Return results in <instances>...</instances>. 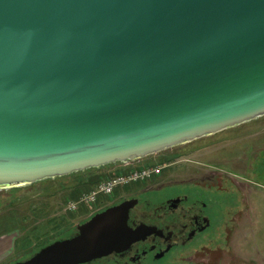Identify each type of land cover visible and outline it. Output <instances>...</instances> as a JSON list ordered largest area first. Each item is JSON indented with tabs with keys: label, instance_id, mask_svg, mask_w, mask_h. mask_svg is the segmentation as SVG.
Instances as JSON below:
<instances>
[{
	"label": "water",
	"instance_id": "1",
	"mask_svg": "<svg viewBox=\"0 0 264 264\" xmlns=\"http://www.w3.org/2000/svg\"><path fill=\"white\" fill-rule=\"evenodd\" d=\"M264 117V0H0V191L132 164ZM138 200L15 264L121 254Z\"/></svg>",
	"mask_w": 264,
	"mask_h": 264
},
{
	"label": "flooded vegetation",
	"instance_id": "2",
	"mask_svg": "<svg viewBox=\"0 0 264 264\" xmlns=\"http://www.w3.org/2000/svg\"><path fill=\"white\" fill-rule=\"evenodd\" d=\"M179 157L163 162L161 175L136 184L140 187L123 199L138 200L128 224L134 231L148 230L144 237L124 253L89 264H260L259 250L253 248L256 255L249 257L242 247L247 251L254 239L255 229L246 231L264 190L256 161L243 176L225 166L199 177L191 174L188 181H171L181 167Z\"/></svg>",
	"mask_w": 264,
	"mask_h": 264
},
{
	"label": "rangeland",
	"instance_id": "3",
	"mask_svg": "<svg viewBox=\"0 0 264 264\" xmlns=\"http://www.w3.org/2000/svg\"><path fill=\"white\" fill-rule=\"evenodd\" d=\"M166 155L180 156L181 167L177 174L169 178L171 181L179 179L188 181L191 174L199 177L206 172L225 168V166L230 168L236 176H243L246 169L249 171L250 167H253L252 164L255 166L258 164V170L263 175L264 117L224 130L211 137H204L199 141L178 146L176 149L167 150L160 155L162 158L155 156L141 162L142 164L132 163L124 168H140V166L148 165L154 167L162 164ZM121 168L122 165L111 166L101 172L108 175L109 173L115 174ZM93 174H97L95 170H87L84 173L51 180V182H39L27 188L0 191V236L6 235L4 239L0 238V242L11 240L9 246L5 248L6 253L4 258L0 259V264H15L27 260L31 258L32 253H36V250L40 251L45 245L52 244L53 240H64L75 233L76 226L85 222L89 217L85 216L83 210L74 214L68 211L66 206L68 202L76 200H72L71 197L75 192L77 193L78 189L81 190L79 188L81 182ZM139 187L140 185L121 187L118 189L119 196L113 197L110 202L103 198V203L99 208L121 203L129 193H133ZM86 192L78 193V198ZM145 197L149 196L145 195ZM258 199L256 200V214L253 215L254 219L252 218L251 221L253 224L246 231L250 232L255 229V236L249 244L250 248L247 247V251L245 245L242 247L249 257L256 255L253 248L259 250L260 264H264V190L262 188ZM13 241H16V247ZM177 264H186V262H177Z\"/></svg>",
	"mask_w": 264,
	"mask_h": 264
},
{
	"label": "built area",
	"instance_id": "4",
	"mask_svg": "<svg viewBox=\"0 0 264 264\" xmlns=\"http://www.w3.org/2000/svg\"><path fill=\"white\" fill-rule=\"evenodd\" d=\"M164 169L163 165H157L155 167L134 168L129 172L121 171L109 176V178L102 180L94 190L81 194L75 201L68 202L67 210L72 213L78 212L83 208L98 211V204L101 198L110 199L114 197L115 192L121 187L144 183V181L161 175Z\"/></svg>",
	"mask_w": 264,
	"mask_h": 264
},
{
	"label": "trees",
	"instance_id": "5",
	"mask_svg": "<svg viewBox=\"0 0 264 264\" xmlns=\"http://www.w3.org/2000/svg\"><path fill=\"white\" fill-rule=\"evenodd\" d=\"M173 158H175V156H172V155H170V156H166V158L164 159V162L165 161H167V160H171V159H173ZM104 169H106V168H102V169H97V170H95L96 171V173L97 174H93V176H90L88 179H86V180H83L82 182H81V184H80V187L79 188H81V190L80 189H78L77 190V193L75 192V194H73L72 195V197H71V199L72 200H75V199H77L78 198V193H80V192H89V191H91V190H93L94 188H96L97 186H98V184H100L101 183V181L102 180H104V179H106V178H108V174L107 173H104V172H101L102 170H104ZM91 173V172H90ZM110 174V173H109ZM45 182H51V181H45ZM118 194H120L118 191L116 192V196H119ZM82 212H84L85 214H87V212L86 211H82ZM87 222V221H86ZM60 226H61V223H60ZM63 227V226H62ZM75 233H76V230H75ZM75 233H73V234H71V235H69V237L70 236H72V235H74ZM68 237V238H69ZM53 241H56V240H53ZM53 244V243H52ZM46 246H48V245H45V247ZM39 250H36V252H38ZM35 253V252H34ZM34 253H32L31 254V256L34 254Z\"/></svg>",
	"mask_w": 264,
	"mask_h": 264
},
{
	"label": "crops",
	"instance_id": "6",
	"mask_svg": "<svg viewBox=\"0 0 264 264\" xmlns=\"http://www.w3.org/2000/svg\"><path fill=\"white\" fill-rule=\"evenodd\" d=\"M6 237V235H4V236H0V238L2 239H4ZM1 241V240H0ZM17 241V240H16ZM16 241H13L14 243V246L16 247ZM10 242H11V240L9 241H7V242H0V259H3L4 258V256H5V253H6V250H5V248H7V246H9V244H10Z\"/></svg>",
	"mask_w": 264,
	"mask_h": 264
}]
</instances>
